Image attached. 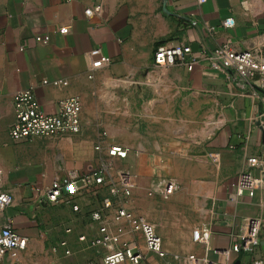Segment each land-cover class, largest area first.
I'll use <instances>...</instances> for the list:
<instances>
[{
    "label": "crops",
    "instance_id": "0c3cea01",
    "mask_svg": "<svg viewBox=\"0 0 264 264\" xmlns=\"http://www.w3.org/2000/svg\"><path fill=\"white\" fill-rule=\"evenodd\" d=\"M98 1L0 0V190L11 191L15 198L12 206L0 212V223H12L28 238L27 247L19 251L21 261L104 263L106 249L91 253L88 249H96L79 240L81 234L95 231L89 212L99 198H79L85 206V212L79 213L68 205L47 203L45 190L70 169L89 171L98 166L95 144L101 130L107 131L108 136L103 137L109 143L133 144L118 138L108 126L93 95L116 80L143 76L148 83L176 87L180 95L205 97L212 104L210 116L218 117L219 125L207 141V149L219 152L220 162L214 171L209 165L210 174L205 172L208 177L216 173L211 195L214 205L210 221L198 226L212 228L211 260L250 263V255L231 252L228 257L222 250L231 246L247 217L264 214V188L253 196L237 193L238 177L248 169V158L264 150V91L258 79L245 85L230 79L225 71L212 66L205 54L228 42L239 50L250 49L264 60V0H102L101 13L88 16L85 10ZM229 17L235 25L225 27L224 20ZM62 27L69 31L62 33ZM39 36L49 38L38 40ZM162 42L191 45L198 62L192 70L184 65L156 66L154 51ZM97 48L109 63L93 70L91 52ZM26 88L33 89L49 113L57 111L60 100L79 95L83 104L81 131L53 138L14 139L9 131L15 117L14 95ZM160 97L167 100L173 96ZM156 142L158 149L172 148L163 146L167 141ZM139 147L147 152L145 144ZM193 149L194 145L186 148ZM146 152L133 161L134 167L118 161L135 175L134 193L148 163ZM67 227L72 228L71 233L65 231ZM159 233L171 253H204L193 241V231L182 237ZM63 239L68 240L66 247L60 245ZM256 255L264 261V227ZM148 260L157 263L153 253Z\"/></svg>",
    "mask_w": 264,
    "mask_h": 264
},
{
    "label": "built area",
    "instance_id": "2783aa9c",
    "mask_svg": "<svg viewBox=\"0 0 264 264\" xmlns=\"http://www.w3.org/2000/svg\"><path fill=\"white\" fill-rule=\"evenodd\" d=\"M101 11L102 0L85 10L88 16ZM223 24L225 27H232L235 20L229 17ZM60 31L67 33L69 28L62 27ZM48 38L39 36L38 40ZM91 53L95 57L93 70L109 63L100 49H94ZM205 57L212 66L225 71L230 79L240 85L258 79L264 91V60L252 50H239L227 42L211 52H206ZM154 62L156 66L163 68L184 65L192 70L198 58L189 44L170 45L162 42L155 48ZM13 108L15 117L9 131L17 140L77 134L82 129L83 104L79 95L60 100L57 111L49 113L42 108L33 89L26 88L15 93ZM95 150L99 159L97 167L89 171L68 170L63 178L53 181L45 194L47 203L68 205L79 213L85 212V206L77 201L79 198H99L98 205L89 212L95 231L81 234L79 240L89 248L106 249L104 264H141L148 259L150 253L156 255V264H242L218 263L209 258L212 228L208 225L198 226L193 230V241L203 247V254L171 253L165 249L164 239L155 223L127 206L134 195L136 177L118 161L128 157L129 148L109 143L106 137H101L95 144ZM211 156L215 162L220 161L219 152L212 153ZM158 187H162L161 192L168 197L177 190L178 184L174 179H168ZM261 188H264V150L248 158V169L238 177L237 193L244 195L248 192L253 196ZM14 201L11 191L0 190V212L12 206ZM263 227L264 214L247 217L244 228L234 235L231 246L223 249L222 253L228 257L231 252L245 253L252 256L248 264H264L256 255ZM65 231L71 233L72 228L67 227ZM27 244L28 238L17 232L12 223H0V264H24L19 257V251L25 249ZM60 245L66 247L68 240H61ZM57 249V246L54 247V250ZM66 253H70L68 248Z\"/></svg>",
    "mask_w": 264,
    "mask_h": 264
},
{
    "label": "rangeland",
    "instance_id": "374dc122",
    "mask_svg": "<svg viewBox=\"0 0 264 264\" xmlns=\"http://www.w3.org/2000/svg\"><path fill=\"white\" fill-rule=\"evenodd\" d=\"M182 92L186 94L188 90ZM180 93L176 87L153 85L141 76L101 86L93 97L96 109L104 112L117 137L133 143H127L129 154L125 164L134 167L133 161L146 152L139 147L140 143L147 146L148 163L127 206L149 218L159 232L182 237L192 235L200 223L210 221L216 173L208 177L209 165L214 171L220 161L215 162L211 156L217 151L207 149V141L219 125L218 117L210 116L212 104L205 97ZM161 94L173 97L165 100ZM103 136H108L104 129L99 139ZM156 140L167 141L163 146L172 148L158 149ZM192 145L193 150H186ZM168 179L176 180L178 188L166 197L158 186ZM95 249L88 250L99 253ZM141 264L153 263L147 259Z\"/></svg>",
    "mask_w": 264,
    "mask_h": 264
}]
</instances>
